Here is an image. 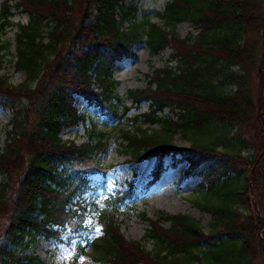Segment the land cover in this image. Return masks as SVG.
<instances>
[{
	"label": "trees",
	"instance_id": "trees-1",
	"mask_svg": "<svg viewBox=\"0 0 264 264\" xmlns=\"http://www.w3.org/2000/svg\"><path fill=\"white\" fill-rule=\"evenodd\" d=\"M138 1L2 3L0 35L13 26V10L29 21L18 26L15 37V69L25 82L13 86L0 77V109L11 113L8 141L0 147L6 180L0 185V264H44L28 253L31 244L39 237L59 239L65 226L70 243L77 240L73 264L88 256L104 264H264V0H170L156 13L171 28L168 33L139 17ZM183 22L199 30L193 41L175 33ZM139 43L152 56L170 47L177 67L154 70L145 89L122 98L114 67L135 59ZM9 48L0 45V56ZM224 84L233 89L222 91ZM76 97L103 116L105 126L121 123L132 108L148 103L149 111L135 121L142 118L143 124H158L186 140L192 132L195 140L184 150L142 129L120 130V143L131 161L155 158L149 187L163 176L164 158L170 157L175 166L187 163V175L200 178L206 196L222 195V204L196 203L212 216L209 233L188 215L160 212L156 221L146 219L150 229L144 238L155 243V254L125 239L113 219L102 222V234L94 236V227L84 224V197L93 190L91 177L108 173L101 158L111 135L93 125L85 142L63 141L64 130L88 120L75 107ZM166 109L177 110V120L160 117ZM215 124L221 129L216 139L195 138ZM225 128L235 134L225 136ZM248 149L253 155L243 156ZM128 185L117 199L122 205L140 198ZM252 193L257 203L250 201ZM235 203L252 205L258 213L245 216Z\"/></svg>",
	"mask_w": 264,
	"mask_h": 264
},
{
	"label": "rangeland",
	"instance_id": "rangeland-1",
	"mask_svg": "<svg viewBox=\"0 0 264 264\" xmlns=\"http://www.w3.org/2000/svg\"><path fill=\"white\" fill-rule=\"evenodd\" d=\"M4 0H0V9ZM170 0H139V17L146 19L147 17L154 23L159 24L168 33L171 31L162 20L156 18L157 12H163L167 3ZM12 4H15L13 2ZM13 26L6 29L5 35H0V45L9 43L10 48L3 51L0 56L1 70L0 77H7L9 83L13 86H19L25 82V74L18 72L15 69V37L20 24L26 25L29 21L27 15L21 11L13 10ZM147 16V17H146ZM50 27H47L49 30ZM175 33L181 39L190 38V41L196 39L199 35V30L191 22H183L177 25ZM252 38L251 40H253ZM257 47L256 45H254ZM254 47V48H255ZM171 48H167L159 52V55L152 56L149 48L144 43H139L134 49L135 59H124L117 61L114 69V79L120 82L116 89V94L120 97L128 95L129 91H138L145 89L149 82V76L153 71L159 68L169 67L175 69L177 63L171 59ZM232 72H239L234 68ZM222 77L219 78L221 80ZM215 81V80H214ZM222 91L228 92L233 89L231 85L224 84L221 87ZM132 102L129 100L127 106H131ZM75 107L81 114H86L88 120L85 124L79 127L64 130L61 134L63 141H75L81 144L87 140L88 130L93 129V125L97 126L98 131H107L111 135L110 148L108 152L102 156L101 161L105 168L109 169L107 175L98 174L92 177L93 190L85 196V204L87 205V212L84 224L94 227V236L98 237L102 234V222L113 219L120 225V232L130 242H139L146 250L152 254L156 253L155 243L151 240L145 239V233L150 229L149 223L146 219L156 221L160 212L170 215H185L190 216L197 223L201 224L204 233H209L211 229V214L205 213L197 208L196 203L218 205L222 204V195L219 198L214 196H206L205 188L200 187V178L189 177L187 175V163H182L177 166L174 165L170 157L164 158V166L166 170L163 176L154 183V186L149 187L153 167L156 164L155 158L136 162L130 160V155L125 153L123 145L120 143V130L136 133L138 129L148 131V135L154 136L160 142L163 139L171 141L173 146L179 149L188 148L193 139L192 132H187L186 136L190 140L182 137V134H170L163 130L162 126L156 124L148 126L142 123V118L134 120L141 113L148 112V103H142L139 109L132 108L129 114L122 120L121 123L115 125L105 126V118L88 106V104L80 97H76ZM133 107V106H132ZM177 113L166 109L160 117H166L177 120ZM11 113L7 110L0 109V147L3 148L8 141V132L10 127ZM210 130L195 138H200L203 141H210L216 139L217 135L221 134V129L215 124L211 125ZM228 128H225V130ZM224 132V131H222ZM235 131L229 129L225 131V136L231 137ZM221 149V147H219ZM243 156H252L251 150H243ZM17 176V175H16ZM15 176V177H16ZM6 182L5 177L0 174V185ZM244 182V180H243ZM242 182V183H243ZM129 183L134 185L136 194L140 196L135 203L125 202L123 205L117 199L122 192L128 190ZM241 183V184H242ZM251 184V183H250ZM250 201L255 200V196L250 194L248 196ZM77 199L72 201L71 205L75 204ZM68 206L67 209H69ZM238 209L239 213L245 216L256 215L258 213L256 208L252 205L242 208L237 203L233 205ZM169 223L164 224L165 228L169 227ZM2 222H0V228ZM100 229V234L97 235L95 230ZM58 231L62 227L56 226ZM65 231L58 238L39 237L38 240L31 244L28 253H33L41 258L44 264H73V257L75 252V243L69 241L72 237L70 230L65 226ZM2 231V230H1ZM90 253V251H89ZM162 253L161 256H164ZM78 264H104L94 260L93 257L88 256L81 258ZM258 264V263H257Z\"/></svg>",
	"mask_w": 264,
	"mask_h": 264
},
{
	"label": "snow or ice",
	"instance_id": "snow-or-ice-1",
	"mask_svg": "<svg viewBox=\"0 0 264 264\" xmlns=\"http://www.w3.org/2000/svg\"><path fill=\"white\" fill-rule=\"evenodd\" d=\"M95 232H96L97 235H99L100 234V229L96 228Z\"/></svg>",
	"mask_w": 264,
	"mask_h": 264
}]
</instances>
